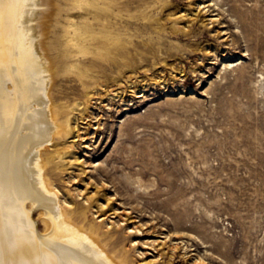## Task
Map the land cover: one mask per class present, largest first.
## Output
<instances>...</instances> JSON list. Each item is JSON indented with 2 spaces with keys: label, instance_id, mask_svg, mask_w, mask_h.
Masks as SVG:
<instances>
[{
  "label": "rangeland",
  "instance_id": "rangeland-1",
  "mask_svg": "<svg viewBox=\"0 0 264 264\" xmlns=\"http://www.w3.org/2000/svg\"><path fill=\"white\" fill-rule=\"evenodd\" d=\"M103 2L88 53L63 57L64 17L44 37L59 197L130 264H264V0Z\"/></svg>",
  "mask_w": 264,
  "mask_h": 264
},
{
  "label": "bare ground",
  "instance_id": "bare-ground-1",
  "mask_svg": "<svg viewBox=\"0 0 264 264\" xmlns=\"http://www.w3.org/2000/svg\"><path fill=\"white\" fill-rule=\"evenodd\" d=\"M44 1L0 0V264H130L127 252L109 250L116 239L107 223L62 200L52 182L58 168L50 149L68 122L52 99L54 67L44 37L49 23L64 17L63 57L88 53L87 44L103 38L75 18L104 2L65 0L62 15L59 0L48 8Z\"/></svg>",
  "mask_w": 264,
  "mask_h": 264
}]
</instances>
